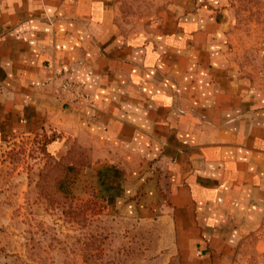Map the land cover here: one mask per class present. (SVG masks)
<instances>
[{
  "label": "crops",
  "instance_id": "0c3cea01",
  "mask_svg": "<svg viewBox=\"0 0 264 264\" xmlns=\"http://www.w3.org/2000/svg\"><path fill=\"white\" fill-rule=\"evenodd\" d=\"M224 26L221 0H0V143L52 133L164 264H230L264 222V75Z\"/></svg>",
  "mask_w": 264,
  "mask_h": 264
},
{
  "label": "rangeland",
  "instance_id": "374dc122",
  "mask_svg": "<svg viewBox=\"0 0 264 264\" xmlns=\"http://www.w3.org/2000/svg\"><path fill=\"white\" fill-rule=\"evenodd\" d=\"M221 8L232 52L264 75V0H221ZM49 134L0 143V264H164L158 228L109 209L88 173L72 176L71 143L57 159L48 152ZM230 264H264V222Z\"/></svg>",
  "mask_w": 264,
  "mask_h": 264
},
{
  "label": "trees",
  "instance_id": "16d2710c",
  "mask_svg": "<svg viewBox=\"0 0 264 264\" xmlns=\"http://www.w3.org/2000/svg\"><path fill=\"white\" fill-rule=\"evenodd\" d=\"M41 135H42V137H43L44 139H46V136H45V135H46V133H44V132H41ZM48 142H49V139H47V140H46V144H47Z\"/></svg>",
  "mask_w": 264,
  "mask_h": 264
}]
</instances>
